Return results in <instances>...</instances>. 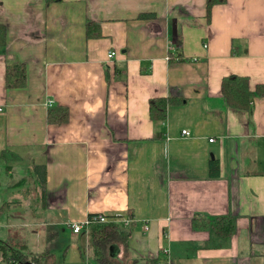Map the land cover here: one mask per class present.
Here are the masks:
<instances>
[{"label":"crops","instance_id":"1","mask_svg":"<svg viewBox=\"0 0 264 264\" xmlns=\"http://www.w3.org/2000/svg\"><path fill=\"white\" fill-rule=\"evenodd\" d=\"M205 3L0 0V155L17 156H0V209L21 207L7 192L27 197L30 181L43 215L0 212V224L73 234L68 225L92 213L132 217L120 226L128 249L115 245V261L264 264V97L248 113L221 92L231 74L251 89L264 83V0H225L209 19ZM170 43L182 60L168 59ZM7 61L23 64V85L6 86ZM157 97L174 99L155 121ZM48 100L67 108L65 122L48 120ZM224 215L235 218V233L206 247L209 232L192 228V218Z\"/></svg>","mask_w":264,"mask_h":264},{"label":"trees","instance_id":"2","mask_svg":"<svg viewBox=\"0 0 264 264\" xmlns=\"http://www.w3.org/2000/svg\"><path fill=\"white\" fill-rule=\"evenodd\" d=\"M225 0H206V17L209 19L210 11L216 4H222ZM93 27H98L97 23L87 22V35H95L92 32ZM5 43V28L0 26V45ZM182 60L180 58L178 61ZM26 79L23 64L7 61L5 69V81L8 88L21 86ZM221 92L223 99L228 107L246 111L250 113L251 102L255 97H264V83L256 84L251 89L248 78L235 74L224 77L221 81ZM174 97H157L149 101V113L152 120H164L166 109L169 103L173 102ZM48 112V120L54 122H65L68 118V110L65 106L51 105ZM56 112V113H53ZM2 159H15L16 154L13 151L4 150L1 153ZM217 162L210 165V173L217 170ZM214 175L217 176L215 173ZM40 184L44 189V179L40 177ZM96 214H89L88 218L91 222L89 226V247H92L94 257L101 264H116L109 253V249L113 245H122L124 250L128 249L129 232L122 229L116 218L107 217L106 222H96L93 218ZM119 217V216H118ZM113 218V219H112ZM192 228L203 229L209 232V239L205 243L209 248H221L231 238L236 231V220L232 216H216L212 218H203L196 216L192 218ZM27 245L24 241L23 234L11 235L8 231L6 239L0 237V264H55L56 257L49 251L41 253H31L26 260L25 249ZM155 261V259H152Z\"/></svg>","mask_w":264,"mask_h":264},{"label":"rangeland","instance_id":"3","mask_svg":"<svg viewBox=\"0 0 264 264\" xmlns=\"http://www.w3.org/2000/svg\"><path fill=\"white\" fill-rule=\"evenodd\" d=\"M22 165L24 170H26L27 166L24 167L25 164ZM14 174L15 172L13 173V175ZM20 174H22V172H20ZM15 175L13 177L10 176L7 178V185H10L12 183L10 181H12L13 178L15 179ZM25 182H27V179H25ZM27 184H29L26 185L27 187H25V189L28 190L26 191L27 197L26 195L23 197L17 196L15 190L7 192V196H10L12 192L13 196L10 197L11 200H20L19 203L23 205L16 211L13 210V207H4L2 210L0 209L1 214H3L5 218L10 216V214L11 216L18 215L22 219H28L29 216L38 218L39 220L42 218L43 215L40 211L39 195L34 192V184H32L30 181ZM1 218L2 217H0V219ZM2 221L3 220H1L0 225L5 229H0V237H4V239H6L8 231L10 230L12 236L17 233L24 235V241L27 245L25 249V253L27 255L25 256L26 260L33 252L49 251L56 257L55 264H101L98 262V260L95 259L92 247H89V236H86L84 233L78 235H75L74 233L70 234L68 231H64L56 227L50 228V226L46 224H37L35 222L32 223L31 227L34 229V231H30L28 227L27 230H25L24 228H22V226L17 225L6 227V221ZM50 229H52L53 231ZM87 233L89 235V231ZM115 263L124 264L119 259H116Z\"/></svg>","mask_w":264,"mask_h":264},{"label":"built area","instance_id":"4","mask_svg":"<svg viewBox=\"0 0 264 264\" xmlns=\"http://www.w3.org/2000/svg\"><path fill=\"white\" fill-rule=\"evenodd\" d=\"M176 47L170 43L168 44V59L170 60L171 58H173L174 60H179L181 57L180 55L176 52ZM115 57V51L111 50L107 53V60L110 61L111 59H113ZM53 101L52 100H48L46 103V106L50 107L52 105ZM2 111V107H0V112ZM181 135L184 136H188L189 135V131L183 129L181 131ZM213 139H209V141H212ZM116 218L115 220L118 221V223L123 226V227H129L132 224V217H113ZM112 218V219H113ZM94 221L96 222H106L108 221L107 216L103 215V214H96V217L93 218ZM91 225V222L89 220V218L87 217L86 220L82 221V222H71L68 227L71 229V231L74 234H78L81 233L82 231H86V233L89 231V226ZM142 228L144 231L148 230V224L147 223H143Z\"/></svg>","mask_w":264,"mask_h":264},{"label":"water","instance_id":"5","mask_svg":"<svg viewBox=\"0 0 264 264\" xmlns=\"http://www.w3.org/2000/svg\"><path fill=\"white\" fill-rule=\"evenodd\" d=\"M117 253H118V247L115 246V245L111 246V247H110V256H111L112 258H115L116 255H117ZM27 264H32V263H27Z\"/></svg>","mask_w":264,"mask_h":264}]
</instances>
